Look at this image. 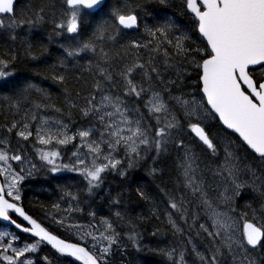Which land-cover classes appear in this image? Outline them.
I'll use <instances>...</instances> for the list:
<instances>
[{
  "label": "snow or ice",
  "instance_id": "snow-or-ice-1",
  "mask_svg": "<svg viewBox=\"0 0 264 264\" xmlns=\"http://www.w3.org/2000/svg\"><path fill=\"white\" fill-rule=\"evenodd\" d=\"M46 25L62 51L35 74L62 101L17 71L48 52L30 39ZM0 39V264H114L129 245L162 264H264V0H0ZM164 161L170 182L136 189L178 238L161 247L119 195L108 215L89 201L109 175L147 165L155 180ZM41 170L77 178L43 219L24 196Z\"/></svg>",
  "mask_w": 264,
  "mask_h": 264
},
{
  "label": "trees",
  "instance_id": "trees-1",
  "mask_svg": "<svg viewBox=\"0 0 264 264\" xmlns=\"http://www.w3.org/2000/svg\"><path fill=\"white\" fill-rule=\"evenodd\" d=\"M33 2H39V0H19L20 6L27 8ZM177 19L181 20L179 14L177 13ZM182 22V20H181ZM27 32V29L23 30ZM51 32V25H46L39 27L33 30V35L30 39L36 43H43L47 45L48 52L44 54L42 57L41 62H33V61H24L17 65V71L21 77L30 78L33 82L38 83L41 87L46 88L51 93L54 100H61L63 99V86L54 84L50 79H43L42 76H38L35 74V69H43L46 67V63H56V58L61 54V49L57 46V43H49L48 41V34ZM55 40H60V38H55ZM5 41L0 39V51L3 50V45ZM46 62V63H45ZM81 63H85V61H81ZM79 71H74L72 75L79 76ZM87 78V74H85ZM90 79V78H89ZM83 87V81L77 83L75 80L69 83V88L73 91V95L75 94L76 90H79ZM49 115H54V113H48ZM3 121V116L0 115V122ZM149 163H151L149 161ZM170 161H164L159 166L164 168V173L162 176L158 177L157 179H153V177L148 175L147 172V165L139 167L131 171L127 178L122 179L115 175H109L105 183L103 185L110 187V195L108 196L115 198L118 195L122 200V204L126 208L129 216L136 220L139 224V230L143 233L144 236V243L149 244L150 242H155L156 239L164 238V239H171L175 243L177 242L178 238L174 237L171 232L168 230V226L166 224L165 217L162 215L159 220H157L154 216L151 215L150 212V205L141 200L136 192L138 187H143L146 191L155 193L157 191L156 185L161 184L162 182H170V175H169V167ZM174 175V174H173ZM77 178L75 174L70 175H61L60 179H56L51 175L45 173L44 170L36 172L32 178L28 181L30 186L29 189H25L24 196H25V204L28 205V209L31 214L34 215L36 218L43 219L44 213L41 210V205L45 208H49L53 203V197L55 194V189L57 185H63L65 183H75ZM102 188V186H101ZM107 199V201H109ZM93 200L98 205V210L101 211V214L108 215L107 212H102L103 209V202L97 201V198L94 196ZM125 210V209H124ZM142 217V219H138ZM50 222L45 220L46 226ZM53 230H55V226L53 225ZM155 227H159L163 229L166 235L163 236H151V232L154 230ZM63 235V232L60 233ZM127 243V240L124 241ZM44 253H49V248H45L43 250ZM43 254V253H41ZM52 258L56 261V264H68L69 261H72V258L65 257V258H58L54 251L49 253ZM145 261L149 262V264H162L160 257H154L150 255H146L144 252H136L130 245L125 253H121V251L117 250L113 257L114 264H145ZM78 264V262H77Z\"/></svg>",
  "mask_w": 264,
  "mask_h": 264
},
{
  "label": "rangeland",
  "instance_id": "rangeland-1",
  "mask_svg": "<svg viewBox=\"0 0 264 264\" xmlns=\"http://www.w3.org/2000/svg\"><path fill=\"white\" fill-rule=\"evenodd\" d=\"M49 115V114H48ZM46 173V172H45ZM71 173H64V174H61V175H70ZM60 175V176H61ZM30 188V186H29V184H28V182H26V185H25V189H29ZM249 193H251L250 191L247 193V196H248V194ZM59 195H60V192H59V189H55V194H54V197H53V202H55V201H57L58 200V198H59ZM110 195V187H107V186H105V185H102V188H100V189H98L97 191H96V194H95V197L97 198V201L99 202H103L104 204H103V209H102V212L104 211V212H107V213H109V202H110V199H109V196ZM252 195H254V194H252ZM111 196V195H110ZM110 198H112V197H110ZM247 198V197H246ZM107 199H109V201H107ZM244 201L243 200H241V203H243ZM89 203L91 204V206L94 208V209H96L99 213H101V211L100 210H98V208L100 207H98V205H97V203L93 200V197L90 199V201H89ZM120 209L122 210V211H124V209L126 210V208H125V206L124 205H121L120 206ZM0 230H3V227L2 226H0ZM149 244H151V245H153V246H155L156 244H159L161 247H164V245L165 246H167V245H170V244H175V242L173 241V240H171V239H164V238H159V239H156V241L155 242H150ZM189 259H191V257L189 258Z\"/></svg>",
  "mask_w": 264,
  "mask_h": 264
},
{
  "label": "flooded vegetation",
  "instance_id": "flooded-vegetation-1",
  "mask_svg": "<svg viewBox=\"0 0 264 264\" xmlns=\"http://www.w3.org/2000/svg\"><path fill=\"white\" fill-rule=\"evenodd\" d=\"M252 194H253V193H249L248 196H252ZM240 203H241V201H240ZM241 204H243V203H241Z\"/></svg>",
  "mask_w": 264,
  "mask_h": 264
},
{
  "label": "water",
  "instance_id": "water-1",
  "mask_svg": "<svg viewBox=\"0 0 264 264\" xmlns=\"http://www.w3.org/2000/svg\"><path fill=\"white\" fill-rule=\"evenodd\" d=\"M72 259H74V258H72Z\"/></svg>",
  "mask_w": 264,
  "mask_h": 264
},
{
  "label": "bare ground",
  "instance_id": "bare-ground-1",
  "mask_svg": "<svg viewBox=\"0 0 264 264\" xmlns=\"http://www.w3.org/2000/svg\"><path fill=\"white\" fill-rule=\"evenodd\" d=\"M165 246V245H164Z\"/></svg>",
  "mask_w": 264,
  "mask_h": 264
}]
</instances>
